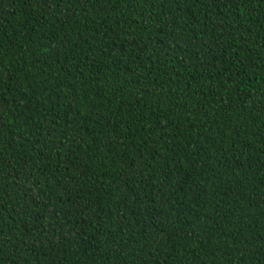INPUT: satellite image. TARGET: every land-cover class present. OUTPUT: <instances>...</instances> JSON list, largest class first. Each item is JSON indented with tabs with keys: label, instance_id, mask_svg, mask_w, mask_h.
I'll use <instances>...</instances> for the list:
<instances>
[{
	"label": "trees",
	"instance_id": "trees-1",
	"mask_svg": "<svg viewBox=\"0 0 264 264\" xmlns=\"http://www.w3.org/2000/svg\"><path fill=\"white\" fill-rule=\"evenodd\" d=\"M0 264H264V0H0Z\"/></svg>",
	"mask_w": 264,
	"mask_h": 264
}]
</instances>
